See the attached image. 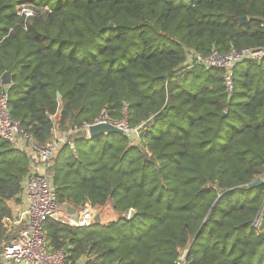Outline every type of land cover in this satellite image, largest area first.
I'll use <instances>...</instances> for the list:
<instances>
[{
    "label": "trees",
    "instance_id": "16d2710c",
    "mask_svg": "<svg viewBox=\"0 0 264 264\" xmlns=\"http://www.w3.org/2000/svg\"><path fill=\"white\" fill-rule=\"evenodd\" d=\"M261 47L264 0H0L11 117L39 145L82 132L55 158L58 202L119 214L48 221L51 249L69 264H264V183L250 188L264 178V58L235 66L231 94L224 70L186 65ZM104 112L131 131L88 138ZM31 164L0 138V249Z\"/></svg>",
    "mask_w": 264,
    "mask_h": 264
},
{
    "label": "built area",
    "instance_id": "2783aa9c",
    "mask_svg": "<svg viewBox=\"0 0 264 264\" xmlns=\"http://www.w3.org/2000/svg\"><path fill=\"white\" fill-rule=\"evenodd\" d=\"M19 13L31 17L33 10L25 5ZM262 58H264V47L245 48L241 51L232 49L224 54L213 51L208 55L191 51L186 65L191 67L194 64H199L208 68L224 70V83L227 91L231 94L235 89V66L246 60ZM98 122H109L119 126L124 132L131 131L126 118L120 122H115L108 119L106 112L101 115L96 123ZM89 126L87 124L84 128L88 138ZM72 132H67L64 135L67 136ZM0 138L7 140L32 159V168L24 184V210L20 212V216L5 219V225L9 226V235L0 249L2 264H69L66 262L65 250L53 251L49 246L48 235L45 230L46 223L54 220L71 226L86 228L97 220V214L94 207L89 203L70 211L68 205L58 202L56 187L53 182V167L58 151L66 142L64 136L45 145L37 144L32 135L24 130L22 123L11 117L8 92L0 91ZM262 179L264 181V178ZM260 220L261 215L257 218L255 225H258ZM12 228L15 229L14 234L9 233ZM176 264H187L186 253L176 261Z\"/></svg>",
    "mask_w": 264,
    "mask_h": 264
},
{
    "label": "water",
    "instance_id": "95a60500",
    "mask_svg": "<svg viewBox=\"0 0 264 264\" xmlns=\"http://www.w3.org/2000/svg\"><path fill=\"white\" fill-rule=\"evenodd\" d=\"M248 21L247 17H243L240 19V23H246ZM113 25L110 24L107 26V28H112ZM12 82V75L11 72L7 71L2 75V83L4 85H9ZM124 130L122 128H120L119 126L109 123V122H98V123H94L91 124L88 128V133H89V138H95L103 133H123ZM263 181L261 179L259 180H255L250 184V188L259 186L260 184H262ZM69 210L70 211H74V207L73 206H69ZM136 211L134 209H131L128 215V218H132L134 217ZM66 248H68V246H66Z\"/></svg>",
    "mask_w": 264,
    "mask_h": 264
},
{
    "label": "rangeland",
    "instance_id": "374dc122",
    "mask_svg": "<svg viewBox=\"0 0 264 264\" xmlns=\"http://www.w3.org/2000/svg\"><path fill=\"white\" fill-rule=\"evenodd\" d=\"M82 135V132L81 131H74L70 134H68L67 136L64 135L63 132H61V130L57 127L55 132H54V137L56 138H60V137H63L64 136V140H66L65 143L69 142L72 140V138H78ZM263 180V179H262ZM264 183V181H263ZM80 207H78L77 209H79ZM95 211H96V214H97V220H99L100 222V217H103V219L101 218V222L105 221L104 223H108V220L112 219L113 217H111V214H112V210H113V206H112V203L109 202L108 204H106L105 206L103 207H99V208H94ZM115 218L117 219L118 216Z\"/></svg>",
    "mask_w": 264,
    "mask_h": 264
},
{
    "label": "crops",
    "instance_id": "0c3cea01",
    "mask_svg": "<svg viewBox=\"0 0 264 264\" xmlns=\"http://www.w3.org/2000/svg\"><path fill=\"white\" fill-rule=\"evenodd\" d=\"M4 85V84H3ZM10 85V84H9ZM9 85H4V86H9ZM78 131V130H77ZM64 134H65V132H64ZM54 139H56V137H54L53 138V140ZM13 145V144H12ZM14 146V145H13ZM15 147V146H14ZM16 148V147H15ZM37 165H38V163H37ZM31 168H32V164H31ZM24 184H25V181H24V183H23V191H22V194H21V202L20 203H16L14 200H11V201H9V206L11 207V209H12V212H13V215L11 216V217H15V216H20V212H22L23 210H24V205H25V200H23L24 199V194H25V190H24ZM68 206H71V205H68ZM77 208H74V210H76ZM115 216L117 217V216H119V214L116 212V211H114V209L112 210V214H111V217H113L112 219H110V220H108V222H110V221H113V220H116V218H115ZM101 218L103 219V217H100V222H101ZM6 219V218H5ZM8 221V220H7ZM99 221V220H98ZM4 222H6L5 220H4ZM9 222V221H8ZM105 221H103V222H101V223H104ZM107 223V222H106ZM6 224V223H5ZM7 225H8V223H7ZM15 228H17L16 226H14ZM6 228H7V236L9 235L8 234V228H9V226L7 227L6 226ZM14 228H12V229H10V231H9V233H13L14 232ZM14 234V233H13ZM0 264H2V262H1V260H0Z\"/></svg>",
    "mask_w": 264,
    "mask_h": 264
}]
</instances>
